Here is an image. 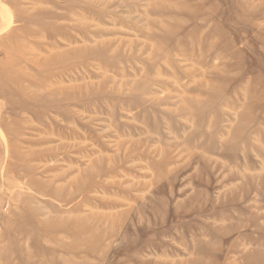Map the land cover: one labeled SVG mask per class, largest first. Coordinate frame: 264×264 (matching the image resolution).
Wrapping results in <instances>:
<instances>
[{"label": "rangeland", "instance_id": "obj_1", "mask_svg": "<svg viewBox=\"0 0 264 264\" xmlns=\"http://www.w3.org/2000/svg\"><path fill=\"white\" fill-rule=\"evenodd\" d=\"M0 264H264V0H0Z\"/></svg>", "mask_w": 264, "mask_h": 264}]
</instances>
